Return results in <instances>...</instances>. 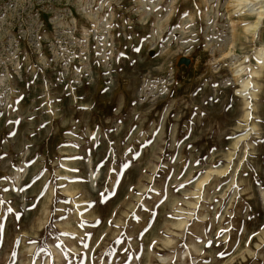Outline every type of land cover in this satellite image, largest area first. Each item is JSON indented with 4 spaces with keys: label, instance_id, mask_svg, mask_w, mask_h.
Listing matches in <instances>:
<instances>
[{
    "label": "rangeland",
    "instance_id": "374dc122",
    "mask_svg": "<svg viewBox=\"0 0 264 264\" xmlns=\"http://www.w3.org/2000/svg\"><path fill=\"white\" fill-rule=\"evenodd\" d=\"M250 6L0 0V264H264Z\"/></svg>",
    "mask_w": 264,
    "mask_h": 264
},
{
    "label": "bare ground",
    "instance_id": "6f19581e",
    "mask_svg": "<svg viewBox=\"0 0 264 264\" xmlns=\"http://www.w3.org/2000/svg\"><path fill=\"white\" fill-rule=\"evenodd\" d=\"M237 1H238V6L240 7V9H243V8L245 9L246 7L251 5L249 10L251 12H256V14L258 16L257 20L254 23H249L247 25V31H252L255 33L260 28L259 26L263 22L264 6L262 5V6L256 7L257 3H253L251 0H237ZM245 11H247V10H245ZM258 59L260 62L262 60L264 61V48L260 49L259 54H258ZM242 70H244V69L240 68L239 71H242ZM252 72H253V74L257 73L256 71H252ZM242 82H243V88H244L243 94L246 95V94H248V89L251 87L250 85L253 82V80L251 78H247V79H244Z\"/></svg>",
    "mask_w": 264,
    "mask_h": 264
}]
</instances>
